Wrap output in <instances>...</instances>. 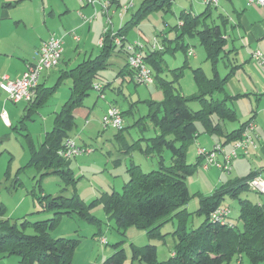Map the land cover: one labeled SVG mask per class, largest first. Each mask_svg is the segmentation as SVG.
<instances>
[{
  "label": "trees",
  "instance_id": "trees-1",
  "mask_svg": "<svg viewBox=\"0 0 264 264\" xmlns=\"http://www.w3.org/2000/svg\"><path fill=\"white\" fill-rule=\"evenodd\" d=\"M173 1L140 0L131 17L115 30V34L103 36L100 51L96 56L87 57L75 67L61 73L58 82L62 78L70 79L69 97L61 109L55 112L52 127L44 133L39 147L30 149L28 165L34 166L41 175H59L66 183L72 184L73 191L70 196L44 194L40 191V195L35 197L37 202L42 210L52 212L51 217L45 220L30 223L26 216H23L18 224L15 220L1 218L0 207V259L15 255L23 264H72V256L80 239L49 238L48 232L54 228L62 215H75L96 223L98 219L91 215L89 210L101 204L106 214L112 215L117 228H142L146 230L147 237H162L160 226L177 216L171 256L158 260L156 246L147 243L132 247V259L147 264H224L234 257L241 260L244 256L252 264H264V205L239 198L237 219L241 227L229 220V214L224 223L210 218V213L222 204L225 194L239 197L241 192L248 190L247 180L252 176L221 185L211 195L201 196L199 212L204 215V220L190 230H187L184 224L183 218L187 212L185 207H181L190 199L186 178L202 163L200 157L194 163H189L186 159L187 148L199 133L224 137L225 142L239 139L245 126L251 121L249 118L230 131L224 128L226 122L237 120L234 108L228 104L232 96L225 89V84L236 66L229 58L232 49L226 47L227 38L225 30L221 27L228 20L225 15L219 14L220 23L214 20L208 22L210 6H206L205 10L197 14L179 13L181 24L176 25L179 29L176 38H182L184 35L197 36L211 65L210 76L206 75L201 67L192 68V77L198 89L196 94L184 95L179 87L183 66L170 70L165 65L163 53L170 49L165 42L162 43V49L144 51V60L152 70L154 83L162 91L163 99L159 102L146 100L147 111L136 123L148 121L156 132L153 136H143L131 144H125V147L120 149L124 153L138 151L145 156L154 157L157 160L156 168L143 171L140 165L130 161L126 170L128 179L120 192L113 190L86 203L76 191L75 178L69 168L71 159L65 160L57 154L63 141L72 137L71 131L76 125L73 111L83 105L84 99L94 89L98 71L108 65V58L116 48L117 51L125 52L124 45L129 29L153 11H170ZM115 36L121 38L119 45L114 43ZM176 47L187 50V45L182 42L177 43ZM220 61L228 68L223 76H220L217 68ZM187 64L185 61V65ZM167 70L172 74V78L168 80L164 76ZM56 85L42 89L37 86L34 99L27 103L25 109L33 111L41 106ZM192 103L198 104L197 109L191 107ZM130 110H121L122 116ZM165 150L170 152L167 163L163 155ZM28 224L35 229L34 234L25 232ZM124 254L123 249H115L105 258L103 264H123L126 258Z\"/></svg>",
  "mask_w": 264,
  "mask_h": 264
},
{
  "label": "rangeland",
  "instance_id": "rangeland-1",
  "mask_svg": "<svg viewBox=\"0 0 264 264\" xmlns=\"http://www.w3.org/2000/svg\"><path fill=\"white\" fill-rule=\"evenodd\" d=\"M49 1L53 5L59 2V0ZM130 1L120 0V5H126ZM132 1L134 6L126 12L127 14L125 13L126 19L130 18L140 2V0ZM240 2L246 4V0H218L216 6L209 7L210 16L207 21L214 20L216 23H220L219 14L227 16L230 21H235V9L239 10L241 8ZM205 7L206 5L200 2L174 0L170 11H153L149 13L137 25L132 26L126 35L127 43L139 41L144 45V42L151 44L156 39L159 45L162 46V43L165 42L170 49L163 53L164 63L170 70L183 66L182 75L179 78V87L182 93L187 96L198 92L192 77V68L201 67L206 75L210 76L212 74L211 65L206 59V52L200 45L197 36H183L182 42L187 45L186 51L176 47V43L180 41L179 38L176 39L179 34L176 25L179 23V13L182 11L191 10L194 13H200L205 10ZM119 9L120 6L112 8L114 12L111 14V26L114 29L122 24L118 20L117 12ZM230 21L221 27L227 33L228 45L231 46L233 42L242 54L244 52L241 41L236 31L231 29ZM3 29L7 32L5 27ZM138 30L141 31L142 37H138ZM99 50L100 47L96 46L92 56H95ZM188 51H191L192 54L188 55ZM74 57L76 55L70 49L65 53L66 61L71 59V65L73 66L82 59L81 56L78 60ZM185 61H187V65H185ZM108 63V66L101 69L100 73L103 74L104 81H110L116 88L106 87L104 96L99 98L96 97L94 91H91L89 98L86 100L90 106L93 105L89 115L91 124L85 129L84 121L80 118L78 119V125L73 130L79 142L85 140L89 143L88 146L93 148L91 153L72 158L70 162L71 172L75 178L76 191L86 203H89L96 196H101L104 192L111 191L112 184L117 185L115 189L121 191V182L127 180L125 162L126 160L129 161L132 156L141 163L143 171H149L157 167V160L154 157L151 160L145 159L146 157L137 151H132L133 154L126 158L120 157L117 153L118 142L115 134L121 133L130 144L140 137L153 136L156 130L148 121H143L138 125L134 121L146 113V100L159 102L163 99V93L156 86V83L146 86L130 80L123 82L121 86V79L115 81L117 67L124 63V55L118 53L117 48L108 58ZM62 68H65V65L61 63L56 69H50L48 71L50 75H45V79L41 80L47 86L57 85L38 108L28 111L25 109V102L13 103L10 100L5 105L7 111L9 108L11 109L9 119L12 126H4L0 120V207L2 209L1 218L3 219L15 220L19 224L23 216H26L30 223L51 217L52 212L42 210L35 198L40 195L42 188L44 192L52 195L70 196L72 194V184L66 183L59 175L55 173L41 175V172L34 166L28 165L30 149L39 147L43 141L45 131L50 130L52 127L54 111H59L69 97L70 79L62 78L57 83L59 70ZM217 68L220 76H223L228 70L222 61L218 63ZM166 72L164 76L167 80L171 79L172 74L168 70ZM119 87L121 91L116 92L115 89L117 90ZM5 97L7 96L0 94V103ZM95 100L97 102L92 104ZM109 101L114 102L115 105L117 104L123 111L128 110L129 105L132 104L131 112L124 113L125 128L121 131L115 127L105 128L101 123V117L107 112ZM197 105V103H192L191 107L197 109ZM235 105H238V102ZM236 124V121L226 122L228 128H232ZM163 155L167 163L170 156L169 150H165ZM186 156L189 163L196 161L193 143L187 148ZM117 158L121 159L116 162ZM205 173L204 169L198 165L196 171L187 176L186 186L190 193V199L181 207L186 208L187 213L183 219L187 230L197 227L204 220V215L199 212V198L211 195L214 190V188L209 190L208 181H211L210 187H212V176L207 177ZM246 195L252 196L254 194L249 191L241 192L239 197H230L225 194V198L222 200L223 204L229 206V218L235 222L237 227H241V223L237 219L239 198H245ZM89 211L91 215L98 219L96 223H91L75 215H62L54 228L48 232L49 238L75 237L81 240L72 256L73 264H103V259L119 248L123 249L125 253L126 258L123 264H147L138 259H132L130 255L133 246L138 247L147 243L156 246L158 260L169 257V252L175 241L173 231L177 227V216L174 215L175 217L172 220L169 219L160 226L162 237H147L146 230L142 228L135 226H128L125 229L117 228L114 218L111 214H106L101 204L93 206ZM25 232L34 234L35 229L31 224H28ZM99 235H105L107 238L108 243L104 245V249H101L103 246L98 243V240L95 242V238ZM115 244L118 245V248ZM243 264L252 263L243 256Z\"/></svg>",
  "mask_w": 264,
  "mask_h": 264
},
{
  "label": "crops",
  "instance_id": "crops-1",
  "mask_svg": "<svg viewBox=\"0 0 264 264\" xmlns=\"http://www.w3.org/2000/svg\"><path fill=\"white\" fill-rule=\"evenodd\" d=\"M101 2H106L108 4V10L110 15L112 14V11H114L112 10V8L122 6L120 5V0H101ZM245 5L244 3L240 2L241 8L239 10L235 9V21H230L226 16L227 20L231 22V29L236 31V33L238 34V38L241 41V46L243 47L244 53L241 54V50H239L233 44V42L231 46L228 45V36L225 31V36L227 38L226 47L228 49H232V52L229 53V58L232 63L236 66L233 74L229 77L228 81L225 84V89L227 93L232 96V99L228 101V104H232L230 106H232L236 112L237 124L232 128H228L225 123L224 128L226 131L236 129L243 122L251 118V121L254 123V130L252 132V135L255 140L256 146L250 147L249 153L247 155H242L238 156L237 158H234L231 162L230 171L228 172H224L223 170L215 166L204 168L201 163L200 166L206 172L205 174L207 175V177H209L210 175L212 176V187H210L211 181H208L210 188L209 190H213V188L215 190L221 185H227L244 180L248 176H259L264 181V70L262 69V67L259 66V63L254 60L251 56V53L256 49H259L264 52V8L258 5H247V3ZM133 6L134 3L132 1L131 7ZM95 11L96 16L91 17ZM182 12L194 13L191 10ZM125 15L123 16L122 21L118 16V20L122 24L125 22V20H128L126 19ZM104 26L105 16L102 13L100 4H86L82 0H59L58 4L56 5L51 4L49 0H0V78L3 75L9 76V78L11 79L19 77L22 74L21 72L25 70L26 65L34 61L35 50L42 44L44 40H46L51 35L60 37L62 39L61 45H63V51L59 64H64L65 68L59 70V78L61 76V73L75 67L83 59H86L87 57H94L92 56L93 50L96 48V46L101 47L100 40L102 37ZM4 27L7 29V32L4 31ZM111 28L112 30L118 29H114L113 26H111ZM138 37H142V33L140 30H138ZM182 38H179L181 42ZM69 49L73 52L74 55H76V57H74L75 59L78 60L80 56L82 57V59L78 61L77 64L74 66L71 65V59H68V61H66L65 59V53ZM149 49H152L150 43L144 42L143 51H149ZM98 53L99 52H97V54ZM118 53H123L124 63L121 66L117 67L118 70L116 72L115 81L121 79L122 86L123 82H128L130 80L132 81V75L131 71H129L128 69L129 67L126 66L127 61L125 52L118 51ZM58 66L51 69H56ZM49 70L50 69H46L41 73L39 83L37 85L38 89H42L43 87H52L45 85V83L41 81L42 79H45V75H50V72H48ZM100 71L101 70H99L97 73L96 82L102 83L104 94L106 87H116L113 86L110 81H104L105 79L103 77V74L100 73ZM91 91L95 92L97 98L100 97L98 96V92L95 89H92ZM115 91H121V88L119 87L117 88V90L115 89ZM0 94H4L6 96V94L1 89ZM88 98L89 96L84 99L82 106L75 108L73 111L76 121L75 127L78 125V119L80 118L84 121L83 123L85 129L88 127V125L91 124V120H89V115L91 113V108L93 105L90 106V104L86 102ZM8 101L9 99L5 97L2 103H0V111L2 108H4L7 112L9 119L11 109L9 108V110L7 111V109L5 108V105ZM96 102L97 100L93 101L92 104H95ZM234 102H238L239 107L238 105H235ZM25 103L27 105V102ZM112 103L114 102H108L107 109ZM115 106L118 105L116 104ZM129 109L132 110V104L129 105ZM0 120L4 126H12L10 119L9 125H6L1 118ZM134 122L135 124H137V120ZM199 129L201 130V127ZM73 130L71 131V136L76 139L77 143L88 146L89 143L85 140H82V142H79L77 140L76 134L73 132ZM115 137L118 142V155L122 158H126L127 156L132 155V152L124 154V152H122L120 149L122 147H125V144H129V142L124 139V136L121 133H117L115 134ZM192 143L194 144V155H196L197 160V145L210 149V147L212 148L215 144L220 143L223 144L224 150L227 151L231 148L232 141L225 142L224 137H220L215 134L199 133V135L194 138L191 144ZM81 156L82 155H79L75 158ZM143 156L146 157L145 159H152V157L145 155ZM134 158L135 157L132 156L129 161L126 160L125 172L130 161H133L141 167V163L136 161ZM119 159L121 158H117L116 162H118ZM218 159H221V155H218ZM126 176L128 179L127 172ZM124 182L125 181L121 182V186H123ZM115 186L117 185L112 184L111 191H118L117 189H115L117 188ZM111 191L104 193H110ZM246 191H249L251 194L254 195H246L244 199H248L252 203L264 205V194L257 193L250 189ZM41 192H43L44 194H51L44 192L43 188ZM172 219L173 218H171V220ZM229 220L232 221L230 218ZM100 237L106 238L105 235H99L97 238H95V242H97V240L99 241ZM107 243L108 242L106 238V244ZM173 247L174 244L171 248V251L169 252V256L173 254ZM101 249H104V246ZM105 258L103 259V262ZM237 259V257H234L232 260L224 264H235ZM241 263L243 264V257H241ZM0 264L23 263L20 261L19 257L11 255L9 257L0 259Z\"/></svg>",
  "mask_w": 264,
  "mask_h": 264
},
{
  "label": "built area",
  "instance_id": "built-area-1",
  "mask_svg": "<svg viewBox=\"0 0 264 264\" xmlns=\"http://www.w3.org/2000/svg\"><path fill=\"white\" fill-rule=\"evenodd\" d=\"M86 4H100L102 13L105 16V26L103 28L102 37L100 40V45L103 41V36L105 34L113 35L115 30L111 28V15L108 10V4L106 2H101V0H82ZM190 2H200L206 6H216L218 0H189ZM247 5H258L264 8V0H246ZM132 6V1L128 4L120 7L117 15L122 21L123 16ZM114 11H112L113 13ZM96 16V11L91 17ZM90 17V19H91ZM181 24L179 21L178 25ZM77 39V38H76ZM126 42V41H125ZM114 43L119 45L121 43V38L115 36ZM62 39L60 37L51 35L35 50L34 61L26 65V68L22 74L14 79L9 78V76L3 75L0 78V89L6 94L7 99L13 102H31L36 95L37 85L39 83L41 73L46 69H51L58 66L63 45ZM152 49H162V46L156 41L150 44ZM144 45L137 41L133 43H125L124 49L126 54V61L128 69L131 70L132 79L137 84L149 85L154 82V76L151 68L147 65L144 60ZM192 52L188 51V55ZM251 56L256 60L259 65L264 70V52L259 49L254 50ZM94 89L98 92V96L103 97V87L100 83L94 84ZM0 118L2 121L9 125V119L7 112L4 108L0 111ZM101 123L104 127L112 126L118 130L124 127V119L121 110L115 104H110L107 112L101 117ZM254 130V123L249 121L242 132L241 138L233 140L231 143V148L229 150H224L223 144L217 143L212 148L207 149L203 146L197 145L196 154L202 160V166L204 168L215 166L221 170L228 172L230 171L231 162L234 158L238 156L247 155L249 153L250 147H255L256 143L253 138L252 132ZM93 148L86 145L78 144L74 137H67L61 148L57 151V154L65 159L70 160L76 156L89 154ZM218 155H221V159H218ZM247 186L250 190L257 193L264 194V181L259 176H254L247 180ZM230 213L229 207L227 205H219L213 212L210 213V218L214 221L223 222L226 220L228 214ZM99 243L101 246L106 244V238L100 237ZM235 264H242L240 259L236 260Z\"/></svg>",
  "mask_w": 264,
  "mask_h": 264
}]
</instances>
